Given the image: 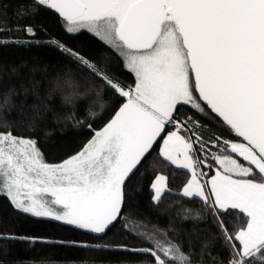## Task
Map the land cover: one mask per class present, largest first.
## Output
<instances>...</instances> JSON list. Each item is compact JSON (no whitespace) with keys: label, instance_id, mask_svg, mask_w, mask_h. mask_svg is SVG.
I'll return each mask as SVG.
<instances>
[{"label":"snow or ice","instance_id":"snow-or-ice-1","mask_svg":"<svg viewBox=\"0 0 264 264\" xmlns=\"http://www.w3.org/2000/svg\"><path fill=\"white\" fill-rule=\"evenodd\" d=\"M20 52L54 63H0L3 210L72 236L0 219V252L264 264V0H0Z\"/></svg>","mask_w":264,"mask_h":264},{"label":"trees","instance_id":"trees-1","mask_svg":"<svg viewBox=\"0 0 264 264\" xmlns=\"http://www.w3.org/2000/svg\"><path fill=\"white\" fill-rule=\"evenodd\" d=\"M32 53L28 52H20L17 53L16 56H8L6 61H0V63H19V58L27 57L29 59V64L36 63L39 65H43L48 63L51 65L54 63V58L48 54L41 52V55L37 57L35 61L31 59ZM58 68L49 67V73H54L58 71ZM37 78L39 79V74H37ZM2 91V89H0ZM52 150L55 151V146L52 147ZM195 207V205H191ZM178 207L177 204H173V211ZM0 219L4 221L5 226L9 228H16L20 230L22 233L27 234H51L55 233L59 238H71L72 234L64 229L56 228L54 225H45L40 223H33L31 221H21L17 223L16 219L6 210H3V201L0 199ZM150 219L152 223H156L158 219H162L157 217L155 214L147 217ZM183 226L185 228L191 229L197 225L194 224L192 220L184 221ZM112 259H134L133 257H127L123 254H109ZM109 257L105 255H95L87 252H70L69 250L63 248L56 247H46L41 246L39 244L35 246H29L22 243L12 244L9 246L7 255H4L0 252V261H7V264H62V262L66 259H79L82 261H93L98 259L107 260ZM210 264V261H208Z\"/></svg>","mask_w":264,"mask_h":264}]
</instances>
